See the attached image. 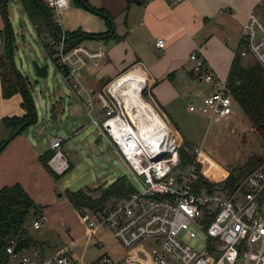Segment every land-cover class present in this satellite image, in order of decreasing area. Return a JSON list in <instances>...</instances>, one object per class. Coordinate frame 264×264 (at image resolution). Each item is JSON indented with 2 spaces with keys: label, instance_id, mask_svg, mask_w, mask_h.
I'll return each instance as SVG.
<instances>
[{
  "label": "built area",
  "instance_id": "2783aa9c",
  "mask_svg": "<svg viewBox=\"0 0 264 264\" xmlns=\"http://www.w3.org/2000/svg\"><path fill=\"white\" fill-rule=\"evenodd\" d=\"M169 1L177 4L183 0ZM46 2L55 12L57 25L62 28L61 18L71 1ZM157 46L163 48L165 40L158 39ZM50 48V56L70 89L85 102L91 113L93 98L80 81L79 74L91 63L101 64L105 57L102 47L91 49L79 44L65 51L64 38H61L57 44L50 43ZM248 55L254 57L264 70V0L253 6L243 25L239 56ZM190 58L196 63L195 74L216 88L205 97L204 111L217 118L230 117L235 101L228 79L206 66L204 56L198 52H193ZM110 87L111 84L98 94L106 114L102 128L134 175L137 185L126 199L110 204L102 211L79 213L89 233L108 229L126 250L124 259L115 260L103 255L96 264H264V163L234 187L199 184L202 145L193 146L192 163L182 166L180 147L183 139L168 124L165 114L157 115L166 127L142 133L140 124L136 125L118 110V104L122 103L110 92ZM119 115L130 129L118 139L111 126ZM62 143L61 136L51 137V148L55 150L51 163L61 173L69 167L60 150ZM47 220V215H41L34 219L33 227L39 229ZM188 239L194 240L196 246ZM7 252L11 258L19 259L20 264H34L29 256L16 250L15 239L9 241ZM39 264L81 263L72 257L69 248H64Z\"/></svg>",
  "mask_w": 264,
  "mask_h": 264
},
{
  "label": "crops",
  "instance_id": "0c3cea01",
  "mask_svg": "<svg viewBox=\"0 0 264 264\" xmlns=\"http://www.w3.org/2000/svg\"><path fill=\"white\" fill-rule=\"evenodd\" d=\"M15 1L19 11L27 15L21 1ZM70 1L71 6L63 13L61 18L62 29L67 32H81L85 35H94L95 37H85L80 45L87 46L91 49L102 47L105 52V57L99 66L91 63L79 74L80 81L91 93L93 98L94 107L92 112L96 111L99 118L104 116L106 118V114H104L101 108V100L98 98V94L100 91L102 92V87L115 78H118L117 76L121 73L136 67L141 69L145 74L148 80L147 82L151 86L153 99L165 114L166 121L171 127L178 130L176 127L177 123L170 117V114H167L164 108V104L171 101L172 97L179 93L178 83L176 82L177 73L186 69L192 80L198 79L201 82L205 81L202 76L195 74L194 67L196 63L190 58L193 52H198L204 56L206 66L213 69L223 78L228 79L233 61L239 55L243 25L253 6L259 0H183L177 4L171 3L169 0H84L88 6H82L76 0L73 3L72 0ZM90 8H104L112 18V29L104 16ZM7 9L9 12V7ZM27 17L33 26L38 40L48 52L45 42L52 43L55 40L51 36H45L46 38L44 39L43 36L45 34L39 35L36 25L28 15ZM10 19L9 17V20H7L0 10V54L4 50L5 28L8 22L11 23ZM15 37H17L16 33ZM160 38L165 40V46L163 48L157 46V41ZM231 46H234V48L231 49ZM32 58L34 57L29 56V62ZM240 60L244 65L257 63L254 57L250 55L240 57ZM28 73L23 74L28 77L33 88L32 75L34 74ZM153 84L157 87V89L155 87L156 92L153 89ZM208 84L211 85V89L202 98V105L200 104L202 112H205V97L216 90L212 84ZM69 90L76 98V100L70 102L71 114L69 115L74 118L79 115L78 113L82 110V107L87 106L70 87ZM31 94L35 104L33 93L31 92ZM23 103V96L19 92L13 94L11 97H4L0 76V132L2 130L6 131L5 141V138H9L16 131L12 133L11 128L3 123V119L15 116L24 117L27 114V110ZM51 106L50 115L52 118L59 119L65 115L63 114L65 107L62 99L56 102L52 101ZM235 106H238L236 102ZM192 107L193 109H191ZM35 108L36 121L28 123L23 130L17 132L0 152V189L6 185L21 184L36 203L37 211L35 210V214L38 212L37 217L41 215L48 216V220L43 224L45 226L43 227L42 225L41 228L49 230L57 223V217L63 213L59 208L61 200L58 198H62V201L67 202L77 215L80 212L73 207L66 196V190L70 188H64L60 193L57 192L61 185V178L73 166L68 163V169L61 173L53 167L50 159V167L59 175L56 177L40 160V155L52 149L51 140L50 146L47 149L46 147H42L41 143L40 145L35 144L30 138L28 128L36 126L39 121L36 104ZM189 109L190 111H195L196 107L191 105ZM92 112L89 113L90 116L102 133L106 135L107 132L102 128V121L105 118L100 123L95 119ZM206 113L212 119L216 118L210 112ZM55 134L59 135L58 132ZM106 137L110 145L116 150L109 137L107 135ZM184 141L192 143L189 140ZM116 152L118 153L117 150ZM205 154L203 152L202 156ZM199 158L202 167L203 159L201 157ZM202 172L205 177L214 181L207 176L206 171H203V167ZM49 216L56 218L50 220ZM37 217L35 216L29 220L28 227L30 233L40 245L31 246L29 249L22 250L20 254L29 256L34 264H39L44 260L54 257L64 248H69L72 257L80 262L73 255V250L78 243V239L72 240L67 244H58L53 248L49 240H40L35 237L33 230L41 229H35L33 227V221ZM94 234H97L101 238L105 234H110L121 245L110 230L100 228L94 233H89L85 225L84 235L89 236ZM122 250L123 253L120 255H115L113 249L112 251L104 250L96 259L91 260L87 264H96L103 255H108L115 260L124 259L126 250L123 246ZM35 252L36 255L34 254ZM10 259L13 260L11 257ZM14 260H18L17 262L20 264L19 259Z\"/></svg>",
  "mask_w": 264,
  "mask_h": 264
},
{
  "label": "rangeland",
  "instance_id": "374dc122",
  "mask_svg": "<svg viewBox=\"0 0 264 264\" xmlns=\"http://www.w3.org/2000/svg\"><path fill=\"white\" fill-rule=\"evenodd\" d=\"M73 2L74 0H72ZM8 7L12 26L17 34L14 62L21 72L34 74L32 75L33 88L31 92L35 99L39 121L36 126L28 128L30 138L35 144L40 145L41 143L42 147L48 149L51 136L58 132L64 139L60 150L68 163L73 166L61 178V185L57 192L60 193L64 188L77 190L87 186L101 189L109 186L121 176L128 178L134 185H137V180L129 167L110 145L106 137L107 134L102 133L97 127L88 108L84 106L77 117H70V102L76 98L69 90V85L53 58L38 40L27 15L19 11L15 0H10ZM233 48L234 46H231V49ZM29 56L35 57L41 64H48L46 77L38 79L35 77V73L29 64ZM135 68L133 67L117 77L120 78ZM36 79L38 80L37 83L35 82ZM114 80L104 85L102 90L103 88L106 89ZM176 82L179 93L174 95L171 101L166 102L164 108L177 123V131L183 139V143L184 140H189L192 142V146L202 145L199 157L203 159V171H206L210 179L216 182L223 181L230 173L231 168L244 165L250 157L258 155L264 158V142L251 127L240 106H234V112L230 117L212 119L208 113L201 111L202 98L209 93L211 85L198 79L192 80L186 69L177 73ZM153 85V89H155L156 86ZM141 97L152 107L155 114H162L161 109L153 99L149 83L147 88L143 89ZM61 99L64 102L65 112L63 114L65 115L59 119H54L50 115L51 103ZM191 105L196 107L195 111H190L189 106ZM118 110L130 119L136 118L135 120L138 122L139 119L129 114L123 105L118 104ZM92 114L100 123L105 118V116L99 118L96 111H93ZM135 124L139 125V123ZM5 135L6 131L2 130L0 143L4 140ZM99 137L100 140L98 141ZM203 152L206 153L204 156H202ZM58 199L61 200L59 208L63 213L57 217V223L52 229L33 230L36 238L49 240L53 248L58 244H67L78 239L73 255L83 264L96 259L104 250L112 251L113 249L115 255L123 253L122 246L110 234H105L102 238L97 234L85 236V224L81 221L80 216L67 202L62 201V198ZM49 218L53 220L56 217L49 216ZM188 240L196 246L194 240ZM17 261L10 259L8 264H18Z\"/></svg>",
  "mask_w": 264,
  "mask_h": 264
},
{
  "label": "trees",
  "instance_id": "16d2710c",
  "mask_svg": "<svg viewBox=\"0 0 264 264\" xmlns=\"http://www.w3.org/2000/svg\"><path fill=\"white\" fill-rule=\"evenodd\" d=\"M25 12L36 25L39 35L45 39L48 36L53 37L55 43L61 42L64 38V49L69 51L74 46L80 44L85 37H95L94 35H85L81 32H67L57 25L54 11L47 4L46 0H20ZM82 6L86 5L84 0H76ZM9 0H0V10L4 17H8ZM92 9V8H90ZM107 19L110 28L113 27L112 18L104 8L92 9ZM46 36V37H45ZM114 36V34H112ZM15 33L9 22L5 28L4 50L0 54V76L2 81L3 95L8 98L19 92L24 99V107L27 114L24 117H6L3 123L10 127L12 133L21 128L23 130L28 123H32L36 118V108L31 94L32 84L28 77L23 74L15 65ZM43 41V40H42ZM45 45L50 54V43ZM228 84L231 87L234 101L241 107L245 113L251 127L259 134L264 142V70L258 64L244 65L239 55L234 59L229 76ZM27 123V124H26ZM5 140L0 144V152L5 147ZM193 146L190 142L184 141L180 147V158L182 166L192 163L194 154ZM55 154L51 149L40 155L43 165L56 177L57 173L50 167L49 161ZM264 163L263 156L254 155L249 158L244 165H238L230 169L229 176L222 182L209 180L201 172L200 166L199 184L207 186L238 185L248 173L257 169ZM136 187L126 177H119L105 188H80L77 190H66V196L73 207L81 211L92 213L102 211L108 205L126 199ZM36 210L37 206L34 199L24 189V187L15 183L6 185L0 189V264H8L10 255L7 252V246L11 239H15L16 250L29 249L31 246L40 245L29 231V220L37 217V213L32 215L31 211Z\"/></svg>",
  "mask_w": 264,
  "mask_h": 264
},
{
  "label": "bare ground",
  "instance_id": "6f19581e",
  "mask_svg": "<svg viewBox=\"0 0 264 264\" xmlns=\"http://www.w3.org/2000/svg\"><path fill=\"white\" fill-rule=\"evenodd\" d=\"M146 84L147 79L143 71L139 68H135L125 73L117 80H114L110 87V92L116 96L122 105L125 103V110L129 114H132L133 117H137L139 119L137 122L135 120L136 118L134 119L131 117V120L134 123L140 124L142 133L150 132L155 128L163 129L166 127L159 116L154 113L152 107L147 102L142 100V91ZM119 116L114 120L111 126L114 136L118 139L121 137L123 132L130 129L123 116Z\"/></svg>",
  "mask_w": 264,
  "mask_h": 264
},
{
  "label": "water",
  "instance_id": "95a60500",
  "mask_svg": "<svg viewBox=\"0 0 264 264\" xmlns=\"http://www.w3.org/2000/svg\"><path fill=\"white\" fill-rule=\"evenodd\" d=\"M9 23V22H8ZM30 66L31 68L33 69L34 73H35V77L38 79V78H44L48 75V64H41L39 62L38 59H36L35 57L31 59L30 61ZM36 79V83L38 82V80ZM123 107L125 108L126 105L125 103H123ZM37 118V117H36ZM36 118H35V121H36ZM22 129L19 128L12 136H10L4 143V145H6L16 134L17 132H19L20 130ZM100 140V137L98 138V141ZM31 214L34 215L35 214V210H32L31 211Z\"/></svg>",
  "mask_w": 264,
  "mask_h": 264
}]
</instances>
